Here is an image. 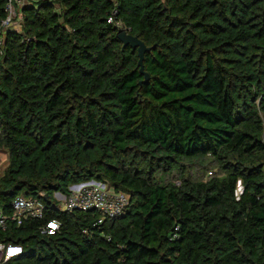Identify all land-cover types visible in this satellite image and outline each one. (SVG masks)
Segmentation results:
<instances>
[{
  "label": "trees",
  "instance_id": "trees-1",
  "mask_svg": "<svg viewBox=\"0 0 264 264\" xmlns=\"http://www.w3.org/2000/svg\"><path fill=\"white\" fill-rule=\"evenodd\" d=\"M14 6L18 26L0 32V208L37 197L45 215L0 229L23 248L4 264H264V0ZM121 28L150 47L147 82ZM89 179L127 194L121 214L56 208L55 192ZM49 219L59 229L42 234Z\"/></svg>",
  "mask_w": 264,
  "mask_h": 264
},
{
  "label": "built area",
  "instance_id": "built-area-1",
  "mask_svg": "<svg viewBox=\"0 0 264 264\" xmlns=\"http://www.w3.org/2000/svg\"><path fill=\"white\" fill-rule=\"evenodd\" d=\"M7 17L2 20L1 30L14 27L19 21L20 14L14 5L23 7L26 4L37 0H5ZM115 14V12H113ZM107 21L113 22V16H109ZM1 43V40H0ZM240 182L237 184V193L241 192ZM54 204L60 210H96L99 213L96 223L100 224L107 219L114 218L123 212L128 201L127 194L117 191L108 181L100 179H89L80 183L72 184L68 187V193L55 192ZM45 215V205L37 197L16 196L9 212H4L0 208V229L5 230L10 224L21 225L30 219H43ZM59 221L49 219L39 227L42 234H54L59 229ZM23 253L21 244L0 242V264L20 256Z\"/></svg>",
  "mask_w": 264,
  "mask_h": 264
},
{
  "label": "water",
  "instance_id": "water-1",
  "mask_svg": "<svg viewBox=\"0 0 264 264\" xmlns=\"http://www.w3.org/2000/svg\"><path fill=\"white\" fill-rule=\"evenodd\" d=\"M117 37L122 42V46L129 45L132 48L137 49L139 71L143 75L141 82H147L149 79V74L144 71L143 68V57L144 53L150 50V47L147 46L142 40H140L136 35L128 33L125 29H119L117 32ZM47 198V196H46Z\"/></svg>",
  "mask_w": 264,
  "mask_h": 264
},
{
  "label": "rangeland",
  "instance_id": "rangeland-1",
  "mask_svg": "<svg viewBox=\"0 0 264 264\" xmlns=\"http://www.w3.org/2000/svg\"><path fill=\"white\" fill-rule=\"evenodd\" d=\"M18 23H16L14 25V27H17ZM121 29H124V28H121ZM8 158V151L5 149V148H1L0 147V175L3 171V169L7 166L8 164V161L6 162ZM208 160V159H207ZM205 168H197V169H193L192 170V177L194 178H199L200 174H202V171L204 170ZM207 170H214L215 172L217 171V168L216 167H212V168H208ZM206 176H209L208 174L205 175Z\"/></svg>",
  "mask_w": 264,
  "mask_h": 264
}]
</instances>
